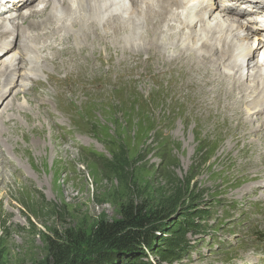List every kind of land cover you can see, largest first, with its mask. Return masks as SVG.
<instances>
[{
    "label": "rangeland",
    "instance_id": "rangeland-1",
    "mask_svg": "<svg viewBox=\"0 0 264 264\" xmlns=\"http://www.w3.org/2000/svg\"><path fill=\"white\" fill-rule=\"evenodd\" d=\"M92 40L90 36V41L81 38L78 43L102 52ZM65 44L77 49L73 38ZM165 52L172 56L169 49ZM151 54V60H142L148 56L145 50L142 58L127 55L120 62L121 56L114 54L112 63L107 56V64L81 69V83L74 73L67 75V90H77L79 98L76 93L71 97L86 111L88 126L92 121L85 146L71 145L55 127V121L68 120L62 102L48 98L49 85L34 86L25 98H18L21 92L9 94L13 99L0 107V264H45L49 240L65 245V238H74L69 228L77 244L68 242L72 250L67 263L137 264L96 242L98 226L120 221L130 201L154 205L152 211L172 207L152 235L147 230L142 234L159 259L180 251L183 238H195L197 232L190 235L187 229L197 227L196 221L210 222V237L224 239L227 252L215 247L213 239L209 244L200 241L196 248L203 258H185L179 264H212L230 257L252 264L246 254L264 252L254 245L264 233V189L250 188L248 169L261 166L259 159H264V149H257L262 131L248 133L261 121L246 123L234 110L233 97L217 95L210 86L198 85L203 91L197 88V104L203 106L189 103L195 92L179 63ZM69 69L74 67L62 66L60 72ZM99 76L111 78L103 90ZM190 79L198 84L200 77ZM113 88L118 97L110 96ZM208 108L235 120V131V123L217 127L213 116L204 114ZM262 137L264 141V133Z\"/></svg>",
    "mask_w": 264,
    "mask_h": 264
},
{
    "label": "bare ground",
    "instance_id": "bare-ground-1",
    "mask_svg": "<svg viewBox=\"0 0 264 264\" xmlns=\"http://www.w3.org/2000/svg\"><path fill=\"white\" fill-rule=\"evenodd\" d=\"M15 1V0H14ZM13 1V2H14ZM43 0H29L26 4V0H19L16 2V8L15 10H19L20 8L23 9L27 5L28 8L33 7L34 5H37V3H40ZM58 5H55L53 7L52 3L49 2L47 6H45L42 10H39L37 7H34L29 10L28 14L26 16H23L21 12L18 13V15L23 20L22 22L27 21V26L31 31V34H28L26 37L29 39H32L34 41L44 38L49 41H61L63 38H68L72 34V36H75V33H80L83 35L84 38L88 40V36L90 33H94L97 36L98 42L102 43L104 45L105 50L107 51L109 48V44L104 41L103 38H112V41L118 44L119 48L124 53H129L127 55L131 56H140L141 52L139 48L135 44L136 37L129 34L126 27H124L122 24L124 22L121 21V17H123L122 13L125 12V10H119V11H112L113 7L114 9L121 8L123 6L122 3L114 4L113 7L108 4V0H79L80 3L76 5V8L79 10H83L82 15H72L70 14V11H74L76 8H72L70 3L67 0L61 1V0H55ZM143 0H131L132 2V11L130 12L131 15H145L144 13L140 12L137 8L138 2H142ZM165 1L169 8H166L162 2V7L159 10L153 11L154 15L157 16L160 13L166 12L165 14L170 15V18L175 19L176 15L174 13H171L172 6H178V7H184L185 3L183 0H162ZM29 3V4H28ZM146 6H150L155 4L154 0H147L144 1ZM60 6V8H59ZM104 7V11H102V8ZM60 10H63L65 13L64 15L71 16L70 19V26H68L67 23H65V18L62 16H58L57 14H62ZM5 10L1 13L0 16H4ZM57 13V14H56ZM104 17H107L106 20L103 23V29L102 32L97 30V26H100V20ZM35 19V20H34ZM151 18L149 16L146 17V23L148 25L151 24ZM12 18H9L7 20H3L0 23V28L5 23L10 24ZM29 20V21H28ZM127 21V20H126ZM167 19H165L164 16H158L155 24L153 25L155 28H159V26L163 23H165ZM5 22V23H4ZM4 23V24H3ZM79 28H76V27ZM154 28V29H155ZM242 27L240 26L239 29ZM204 30V29H202ZM158 29L155 31L153 30L152 36L145 40L148 44L152 45L156 51L164 50L165 44H167L165 38H160L157 34ZM148 37V34L145 35V38ZM236 38H241L240 35H236ZM77 39H74V43L76 45V48L80 50V52L76 53V50H72L70 47L66 46L63 48H57L52 43L48 44V47L52 50V58L51 62L56 65L57 57H66L67 63L69 64H77L78 58H83L84 62L90 63V61L96 60L97 56H87L83 54L85 51V47H80L79 44L76 41ZM233 45V44H232ZM200 47L204 49L207 53L212 50L211 45L207 40L201 41ZM190 46H185L180 42V46L177 50V54L174 57H171L169 59H166V62L171 63L172 60L177 61L180 65L181 71H184V76L188 78L187 82L190 84L191 87H193V90L195 92V100L196 99V92L197 88L203 91V89L206 86H210L213 90V92L217 95H219L222 92H225V94L230 97H233V100L235 102V109L237 113H241L240 108L244 105H246L245 101H242L244 99L243 89L242 86H235L236 81L232 79L230 82L228 79L224 77H216L214 74V70L210 68V66L207 65V63L216 61L214 58H210L208 55H200L199 61L195 62L190 56H184L188 53ZM129 49H133L134 52H129ZM1 50V49H0ZM4 52L0 51V58L5 56ZM264 54V51H261V55ZM127 55L123 57L122 59H127ZM107 56H109L108 53L105 55V59H107ZM224 55H221L219 57H223ZM110 57V56H109ZM151 57V53L149 54V58ZM257 57V56H256ZM20 56L18 59H21ZM121 59V60H122ZM101 62V60H98ZM4 62H0V67H2ZM254 65V64H253ZM235 66V63H234ZM33 66L29 63V68H32ZM232 68V67H231ZM237 71V69H236ZM195 76L196 79L200 77V80L197 82L198 84L191 81L190 77ZM254 79L256 82L259 81L260 77L259 75H255ZM202 82H204V86L202 85ZM198 85H201L203 89H201ZM215 88V89H214ZM13 89H8L5 91L0 92V107H6L8 103L13 99V95L15 96L16 92L12 93V97L9 98L10 101L5 104L9 100L8 96L11 94ZM247 91V89H246ZM260 92L262 90L260 89ZM261 93H259L260 95ZM262 99L259 100V98H256L253 100V103L258 106V109L260 110V104L263 103L264 94H262ZM16 97V96H15ZM231 97V98H232ZM16 99V98H15ZM4 104V105H3ZM264 111V110H263ZM246 122V121H245ZM247 123V122H246ZM248 128V127H247ZM246 128V129H247ZM264 129V128H263ZM264 133V130L259 129ZM254 132V131H253ZM262 133L258 135L260 137V148L264 149V141L262 140ZM261 158H263L261 156Z\"/></svg>",
    "mask_w": 264,
    "mask_h": 264
},
{
    "label": "trees",
    "instance_id": "trees-1",
    "mask_svg": "<svg viewBox=\"0 0 264 264\" xmlns=\"http://www.w3.org/2000/svg\"><path fill=\"white\" fill-rule=\"evenodd\" d=\"M153 207L155 206L151 205L149 207L148 205L144 206L141 203L138 204L130 201L127 206H123L120 221L105 223L98 226L96 231V242L98 244H102L103 246L106 244L109 245V249H111L110 252L113 255H118L121 251L129 248H137L139 240L143 236H145L142 238L144 240L143 243L147 240V235H142L146 234V232L144 233L145 230H147L148 235H152L158 228L154 227L167 220V218H169L172 214V207H162L160 210L154 211L153 209L152 211ZM68 232L75 238L72 228H69ZM74 238H65L67 241L65 245L59 246H57L54 240H49L50 260L45 264H73L67 263L65 258L68 256V250H72V248L68 246V242L71 246H75L77 244L73 243ZM54 246L56 247L54 248Z\"/></svg>",
    "mask_w": 264,
    "mask_h": 264
}]
</instances>
